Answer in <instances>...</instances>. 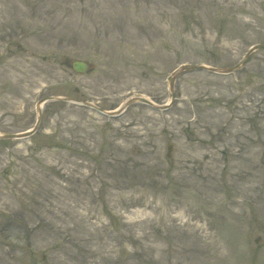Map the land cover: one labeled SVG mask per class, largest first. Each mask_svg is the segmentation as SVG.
Returning <instances> with one entry per match:
<instances>
[{"label":"rangeland","instance_id":"rangeland-1","mask_svg":"<svg viewBox=\"0 0 264 264\" xmlns=\"http://www.w3.org/2000/svg\"><path fill=\"white\" fill-rule=\"evenodd\" d=\"M38 118L0 264H264V0H0V132Z\"/></svg>","mask_w":264,"mask_h":264},{"label":"water","instance_id":"water-1","mask_svg":"<svg viewBox=\"0 0 264 264\" xmlns=\"http://www.w3.org/2000/svg\"><path fill=\"white\" fill-rule=\"evenodd\" d=\"M261 47H263V46L259 45V46L255 47V48H261ZM245 61L243 63H245ZM240 66L241 65L235 66V68L236 67H240ZM72 67H73V69L75 71L83 73L87 69L88 63L86 61H83V60H74L72 62ZM202 67H203V65H199V64H182V65H180V69L181 70H189V69L197 70V69H200ZM66 100H73V99L72 98H66ZM133 101H141V102L147 103V104H149L150 106H152V107H154L156 109H159V108L168 109L169 108V106L167 104L162 106V107L161 106H157L153 101L148 100V99L143 98V97H137ZM85 105H87V106L93 108L94 110H96L97 112H99L101 114H104V115H107V116H115V115H117V114H115L113 112H108V111L104 110L102 107H100V106H98L96 104H93L91 102H86Z\"/></svg>","mask_w":264,"mask_h":264},{"label":"bare ground","instance_id":"bare-ground-1","mask_svg":"<svg viewBox=\"0 0 264 264\" xmlns=\"http://www.w3.org/2000/svg\"><path fill=\"white\" fill-rule=\"evenodd\" d=\"M131 99H136V98H134V96H133V97H130V99L127 101V103H128Z\"/></svg>","mask_w":264,"mask_h":264}]
</instances>
